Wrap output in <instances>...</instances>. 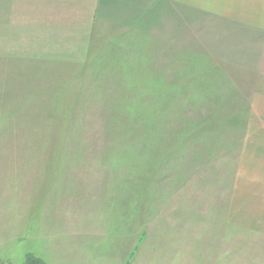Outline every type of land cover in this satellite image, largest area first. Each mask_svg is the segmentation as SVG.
<instances>
[{"label":"rangeland","instance_id":"obj_1","mask_svg":"<svg viewBox=\"0 0 264 264\" xmlns=\"http://www.w3.org/2000/svg\"><path fill=\"white\" fill-rule=\"evenodd\" d=\"M79 4L56 18L0 0V264H264V234L227 219L228 123L247 99L216 107L199 96L213 83L177 80L193 71L171 64L166 2L90 34ZM67 22L82 28H32Z\"/></svg>","mask_w":264,"mask_h":264},{"label":"crops","instance_id":"obj_2","mask_svg":"<svg viewBox=\"0 0 264 264\" xmlns=\"http://www.w3.org/2000/svg\"><path fill=\"white\" fill-rule=\"evenodd\" d=\"M139 1L148 7L152 4L151 10L155 2L159 5L166 2L175 16L167 25L171 47L168 49L171 53L177 49L182 52L172 53L171 64L183 66L188 72L191 66L193 71L191 78L178 81L213 83L210 88L200 89L199 96L218 100L216 107L226 98L247 99L245 104L239 105L238 111L231 110L242 116H232V121H228L232 135L237 133L239 136L231 137L227 143L232 149L237 148L227 219L233 226L264 234V0H39L41 6L48 9L47 13L56 18L61 11H75L72 4L80 3L84 15L91 18V26L82 29L86 34L92 32V20L99 16L111 27L136 30L126 20L140 17L141 11L135 7ZM61 3L66 4L62 6ZM180 7L182 11L177 9ZM45 12L42 10L36 18L40 21ZM195 15L199 21L193 25ZM57 23H53L54 26L36 24L32 28L39 33H44L45 29L48 33H57L64 28L70 34L82 28L75 23L70 26L67 22L63 27ZM133 23L140 28V25L136 26V20ZM72 26L77 28L70 29ZM48 27L55 29L50 31ZM207 122L205 127L209 130L219 126L212 120ZM218 134L216 132L218 138H214V142L223 144Z\"/></svg>","mask_w":264,"mask_h":264},{"label":"trees","instance_id":"obj_3","mask_svg":"<svg viewBox=\"0 0 264 264\" xmlns=\"http://www.w3.org/2000/svg\"><path fill=\"white\" fill-rule=\"evenodd\" d=\"M65 118H69V116L67 117L66 114H62V115H59V117H55V123L56 124L58 123L60 125H59V127L56 126V132L54 133V135H55V138H57L59 140H63L62 138H64V136H65V131L66 130L63 131L66 128V124L64 122ZM134 128L137 131V125ZM61 154H62V151H60V150L59 151L57 150V151L54 152V156L61 155ZM59 158L58 159H54V160H59ZM30 258L27 259L26 264H39V260L38 259H34L33 257H30Z\"/></svg>","mask_w":264,"mask_h":264}]
</instances>
